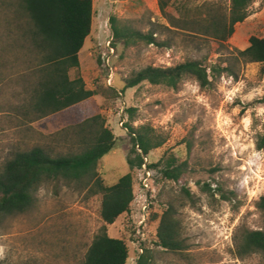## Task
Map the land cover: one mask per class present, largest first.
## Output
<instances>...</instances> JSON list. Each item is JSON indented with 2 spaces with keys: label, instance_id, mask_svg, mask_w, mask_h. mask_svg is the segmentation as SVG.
<instances>
[{
  "label": "rangeland",
  "instance_id": "obj_1",
  "mask_svg": "<svg viewBox=\"0 0 264 264\" xmlns=\"http://www.w3.org/2000/svg\"><path fill=\"white\" fill-rule=\"evenodd\" d=\"M191 5L230 0H181ZM90 35L79 53L81 75L88 88L102 86L104 95L25 126L14 121L15 69L26 66L20 55L14 67V32L0 22V164L15 151L42 144L49 135L84 119L103 114L116 136L114 148L98 170L107 185L130 172L132 148L124 122L148 124L165 138L149 162L174 155L186 163L179 180L163 179L159 169L143 166L136 172L132 210L107 226L108 234L124 238L129 246L127 264H138L142 247L152 264H264L263 254L245 258L235 252L234 236L241 228L263 229L264 214L257 202L264 195V148H257L264 129V64L238 60V50L251 36H264V0H254L249 16L235 25L233 35L219 43L191 32L166 30L158 0H93ZM129 21L145 32L157 29L168 47L140 44L112 47L110 17ZM189 59L206 65L228 66L208 87L187 78L178 89L143 82L122 90L126 78L147 65L167 67ZM212 80V78L210 77ZM148 159V158H147ZM206 184L211 189L206 188ZM221 189L230 199H223ZM193 196L191 200L186 191ZM37 204L27 213L0 218V264H83L95 235L104 225L101 198L63 182L43 186ZM169 204L181 222L186 249L178 254L158 245V227Z\"/></svg>",
  "mask_w": 264,
  "mask_h": 264
},
{
  "label": "trees",
  "instance_id": "obj_2",
  "mask_svg": "<svg viewBox=\"0 0 264 264\" xmlns=\"http://www.w3.org/2000/svg\"><path fill=\"white\" fill-rule=\"evenodd\" d=\"M254 0H230L226 6L221 1L191 5L181 0H158L160 10L169 25L166 30L191 32L211 38L219 43L227 41L235 25L249 16ZM94 17L93 0H0V22H5L9 33L14 32V67L20 55H25L26 66L14 71L15 97L14 121L25 126L52 114L71 108L95 96L104 95L102 86L88 88L81 75L71 77L79 69V53L91 33ZM112 47L125 48L140 44L170 46L167 39H159L157 29L143 31L129 21L110 17ZM238 60L264 64V36L253 35L249 45L238 50ZM17 68V67H15ZM228 66L206 65L203 61L189 59L176 65L159 67L147 65L125 80L117 92L124 93L143 82L178 89L187 78H194L201 87H208L219 78ZM212 78V80L210 79ZM264 104V96L259 100ZM131 120L124 122L132 142L127 157L130 172L107 185L98 170L99 161L116 144V136L103 114L68 125L49 135L42 144L17 150L0 164V218L27 213L37 204V193L49 184L63 182L74 185L101 198L100 215L104 225L95 235L85 253L83 264H127L129 246L124 238L111 237L107 226L132 210L136 198V172L147 166L159 169L163 179L179 180L186 163L171 155L166 160L149 162L153 150L161 147L165 138L148 124L135 126V108H128ZM257 148H264V129L258 135ZM148 158V159H147ZM206 188L211 189L209 184ZM193 200L189 190H185ZM223 199H230L217 189ZM264 214V195L257 202ZM174 204H169L158 227V245L181 254L186 249L181 222L175 217ZM235 252L245 258L253 254L264 255V230L241 228L234 236ZM138 264H152V254L142 247Z\"/></svg>",
  "mask_w": 264,
  "mask_h": 264
},
{
  "label": "built area",
  "instance_id": "obj_3",
  "mask_svg": "<svg viewBox=\"0 0 264 264\" xmlns=\"http://www.w3.org/2000/svg\"><path fill=\"white\" fill-rule=\"evenodd\" d=\"M145 166V165H144Z\"/></svg>",
  "mask_w": 264,
  "mask_h": 264
}]
</instances>
